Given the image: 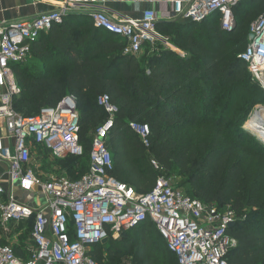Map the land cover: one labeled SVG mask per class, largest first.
<instances>
[{
	"label": "trees",
	"instance_id": "1",
	"mask_svg": "<svg viewBox=\"0 0 264 264\" xmlns=\"http://www.w3.org/2000/svg\"><path fill=\"white\" fill-rule=\"evenodd\" d=\"M246 2L264 8L258 0L239 5ZM156 29L174 50L156 43L145 45L139 56L123 55L126 42L87 18L52 27L30 46L28 57L39 61L40 74L12 66L20 88L13 108L31 117L68 95L76 98L86 165L78 163L83 156L51 165L75 181L86 173L92 136L107 120L97 99L108 96L117 108L106 141L111 176L147 194L158 176L150 166L155 160L165 176L180 177L175 186L186 196L234 214L228 234L236 245L228 264H264V144L243 128L254 107L264 103V92L238 59L245 50L242 32H223L218 16L198 24L157 23ZM244 102L245 111H239ZM128 122L148 125L149 148ZM13 250L26 259L22 249ZM88 256L95 264H178L150 222L91 247Z\"/></svg>",
	"mask_w": 264,
	"mask_h": 264
},
{
	"label": "built area",
	"instance_id": "2",
	"mask_svg": "<svg viewBox=\"0 0 264 264\" xmlns=\"http://www.w3.org/2000/svg\"><path fill=\"white\" fill-rule=\"evenodd\" d=\"M59 1L57 9L0 26V88L6 89L0 98V162L7 166L11 189L16 185L28 197L39 193L46 199L41 208H31L17 201L12 192L6 193L0 182L1 229L8 233L11 223L31 222L32 245L22 260L11 246L0 244V264H95L88 256L91 247L110 237L117 239L145 222L154 225L178 264H228L227 255L236 245L228 234L235 220L231 211L207 210L199 200L186 196L155 160L150 166L158 176L147 194H138L111 176L113 162L106 141L117 108L108 96L97 99L107 120L92 136L86 173L72 181L55 174L44 179L35 172L33 148L43 147L53 162L83 156L73 95L31 117L13 108L20 88L11 67L27 60L39 36L61 25L63 16L76 10L88 14L94 28L125 41L123 55L139 56L145 45L159 41L158 17L151 10L138 20L122 21L106 14L107 0ZM244 1L253 0H171L172 14L166 18L198 24L218 16L220 29L227 33L234 29L235 7ZM250 35L253 39L238 59L264 92V8ZM127 128L149 148L148 125L128 122ZM5 141L10 146H3Z\"/></svg>",
	"mask_w": 264,
	"mask_h": 264
},
{
	"label": "crops",
	"instance_id": "3",
	"mask_svg": "<svg viewBox=\"0 0 264 264\" xmlns=\"http://www.w3.org/2000/svg\"><path fill=\"white\" fill-rule=\"evenodd\" d=\"M58 7H60L59 0H0V26L2 23H13L15 21L57 9ZM104 10L110 18L115 20H138L142 17L144 11L151 10L158 17L157 23L162 24L175 21L166 18L168 15L172 14L171 0H107ZM86 18L90 20L88 14L72 10L63 16V22L82 24ZM156 35L159 38L157 43L161 40V42L164 41L163 43L165 46L169 45L163 40L157 29ZM21 65L23 68L27 69V73L34 76L40 74V71L42 72L41 64L33 57H28ZM5 92L6 89L0 88V98ZM2 133L4 134V131H2ZM2 145L10 146V142L5 141ZM43 150V147L33 148L34 156L32 159V165L35 172L42 178L46 179L51 174L56 175L57 170L54 166L48 167V164L52 165L54 162L50 161L47 153H45L46 151L44 150V152ZM0 182L6 193L12 192L14 198L22 204L37 209L41 208L46 203V199L39 193L32 195V197H28V195L22 193L16 185L11 189V186L8 183L7 166L2 162H0ZM8 231L9 232L6 233L0 227V244L9 245L13 249L20 248L26 256L29 249L32 248L30 243L31 222L17 224L11 223L10 226L8 225ZM26 231H28V234H25ZM27 235L28 239H26L27 241H24Z\"/></svg>",
	"mask_w": 264,
	"mask_h": 264
},
{
	"label": "rangeland",
	"instance_id": "4",
	"mask_svg": "<svg viewBox=\"0 0 264 264\" xmlns=\"http://www.w3.org/2000/svg\"><path fill=\"white\" fill-rule=\"evenodd\" d=\"M244 4H247V10L244 9L245 5ZM242 5H239L237 7V10H236V13H235V24H234V29L230 32H227V33H231L235 30L237 31H241L242 32V35H243V43H242V49H245L247 44H248V39H247V42L245 39L246 36H249L250 35V32H251V29H252V26L254 25V23L256 22V20L259 18V16L261 15L262 11H263V8L262 7H259L258 9H256L255 7L256 6H252V4L250 5V3H244ZM250 5V6H249ZM255 8V9H254ZM249 12V14L247 13ZM247 13V14H245ZM248 38V37H247ZM164 42V41H163ZM163 42H159L158 44H163L165 45ZM166 47L168 48H172L170 45H167ZM173 49V48H172ZM177 51V50H176ZM177 53L181 54L183 56L182 53L178 52ZM255 82V81H253ZM257 83V82H256ZM258 84V83H257ZM259 85V84H258ZM260 86V85H259ZM261 88V86H260ZM246 102H244V104L240 107V109H238L239 111L243 108V112L245 111L244 107H246ZM257 106H263L264 107V103L262 105H257ZM253 112V111H252ZM251 112V114H252ZM250 114V115H251ZM262 117H264L263 115H261ZM250 117V116H249ZM248 117V118H249ZM250 120L248 119V122ZM247 122V123H248ZM246 123V124H247ZM254 138H256L258 141H260V143L264 144L255 134H251ZM44 151V150H43ZM45 152V151H44ZM46 153V152H45ZM34 156V154H33ZM79 164L84 166L86 165V158L83 156L81 159L78 160ZM53 162V161H52ZM88 166V165H87ZM48 167H51V164L49 165L48 164ZM57 167V166H56ZM79 170V169H78ZM77 170V171H78ZM174 172V171H173ZM174 175H172L171 177L174 179V182L175 183H178L180 181V177H177L176 173H173ZM56 175H60L64 178H68L66 175H65V172L62 171V172H57ZM185 188V187H184ZM205 207L207 208V210H217V208L213 205H205ZM218 211V210H217ZM219 212H222V211H219ZM11 224H9L10 226ZM25 234H28V231H26ZM26 239H28V235L25 237V240L24 241H27ZM125 264H129L128 261H124Z\"/></svg>",
	"mask_w": 264,
	"mask_h": 264
},
{
	"label": "bare ground",
	"instance_id": "5",
	"mask_svg": "<svg viewBox=\"0 0 264 264\" xmlns=\"http://www.w3.org/2000/svg\"><path fill=\"white\" fill-rule=\"evenodd\" d=\"M264 107L256 106L253 109L252 114L248 118L250 121L246 124V128L251 129L252 133L255 134L262 142H264Z\"/></svg>",
	"mask_w": 264,
	"mask_h": 264
},
{
	"label": "water",
	"instance_id": "6",
	"mask_svg": "<svg viewBox=\"0 0 264 264\" xmlns=\"http://www.w3.org/2000/svg\"><path fill=\"white\" fill-rule=\"evenodd\" d=\"M253 39V37H252V35H249L248 36V40L249 41H251ZM233 224H231L229 227H231ZM107 241H108V239H105V240H103L102 242H101V244H105V243H107Z\"/></svg>",
	"mask_w": 264,
	"mask_h": 264
}]
</instances>
